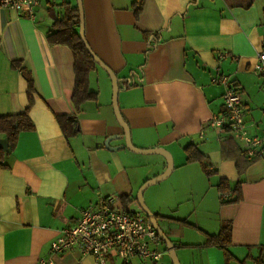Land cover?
Listing matches in <instances>:
<instances>
[{
    "label": "crops",
    "instance_id": "obj_1",
    "mask_svg": "<svg viewBox=\"0 0 264 264\" xmlns=\"http://www.w3.org/2000/svg\"><path fill=\"white\" fill-rule=\"evenodd\" d=\"M81 1L85 40L118 79L117 105L133 145L161 147L172 156L167 178L175 174L181 189L179 183L170 192L148 186L144 201L158 215L180 263L264 264V150L247 158L241 140L211 125L224 112L223 87L211 82L220 73L241 92L249 132L264 131V89L252 71L264 43V0H144L138 17L135 0ZM74 7L76 0H39L29 18L0 6V115L28 106L27 82L12 63L33 81L28 110L33 127L19 133L0 167V264H38L49 256L59 230L101 197L141 210L139 187L166 168L162 155L127 149L112 106V81L94 60L88 90L96 98L75 110L73 50L47 39L54 18ZM223 52L227 55L218 59ZM72 114L77 132L67 136L57 116ZM188 144L204 155L200 162H186ZM221 178L231 186L240 181L239 201L229 202L228 193L221 197L216 187ZM226 221L232 223L230 243L206 245L207 235L217 234ZM192 227L205 239L192 241ZM162 251L164 256L166 248ZM53 260L96 264L77 250ZM160 260L132 262L164 264Z\"/></svg>",
    "mask_w": 264,
    "mask_h": 264
},
{
    "label": "built area",
    "instance_id": "obj_2",
    "mask_svg": "<svg viewBox=\"0 0 264 264\" xmlns=\"http://www.w3.org/2000/svg\"><path fill=\"white\" fill-rule=\"evenodd\" d=\"M39 0H0V6L24 12L34 17ZM219 53L218 59L225 57ZM252 71L261 77L264 89V43L256 53ZM213 84L223 87L224 112L211 123L228 135L241 140L247 158L260 157L264 150V131L250 133L244 118L241 92L225 74L211 77ZM264 106V103H263ZM227 193H221V197ZM160 237L142 210L117 206L111 196L101 197L96 203L82 208L76 221L63 226L50 241L49 256L39 259L38 264H54L53 257L77 250L81 255L92 256L96 264L102 259H118V264H133V259L158 262L163 251L158 250Z\"/></svg>",
    "mask_w": 264,
    "mask_h": 264
},
{
    "label": "trees",
    "instance_id": "obj_3",
    "mask_svg": "<svg viewBox=\"0 0 264 264\" xmlns=\"http://www.w3.org/2000/svg\"><path fill=\"white\" fill-rule=\"evenodd\" d=\"M143 4L144 0H135L133 2V11L136 17H138L141 12ZM65 12L66 13L62 18H54L52 24L54 31L47 35V39L51 43L66 44L73 50L75 85L72 93V104L75 110H78L81 102L87 99L96 98V93L88 90V74L94 61L81 41L78 32L75 31V27L79 23L77 8H68ZM158 34L159 33H157V35ZM12 65L21 70L27 82L28 106L23 111L18 113L0 115V137H6L8 139L11 150L15 146L19 133L24 130H30L33 127V123L31 122L28 114L29 107L33 102V81L29 72L23 69L19 63L13 62ZM57 121L65 135L68 136L77 132L78 122L74 114L59 115L57 116ZM224 141H226V138ZM184 150L186 152L187 163L195 161L200 162L204 157L194 144H188L185 146ZM7 154L8 151H4L0 148V167L6 166L4 160ZM203 170L206 175L211 173V171H208L204 166ZM216 187L218 192L228 193L233 196L229 202H237L241 199L240 181H237L233 186H231L226 178H221L219 179ZM123 206L126 207L127 204L124 203ZM155 217L158 218V215L155 214ZM161 218L167 220L170 219L163 216H161ZM231 228V221L222 223L217 234L207 235L205 244L225 248L231 240ZM161 241L162 240L160 238V242ZM225 255L229 260L230 255L226 252Z\"/></svg>",
    "mask_w": 264,
    "mask_h": 264
},
{
    "label": "water",
    "instance_id": "obj_4",
    "mask_svg": "<svg viewBox=\"0 0 264 264\" xmlns=\"http://www.w3.org/2000/svg\"><path fill=\"white\" fill-rule=\"evenodd\" d=\"M77 2V8H78V13H79V31L78 34L80 36L81 41L86 47V50L88 53L91 55L92 59L95 61L96 64H98L100 67H102L107 74L109 75L111 81H112V106L114 110V114L116 117V120L118 124L121 126L123 129L124 133V139H125V146L127 149L130 151H133L135 153H140V154H159L162 155L165 160H166V168L165 170L151 178L146 180L138 189L137 194H136V200L138 203L139 208L147 215L149 221L151 222L154 230L158 234V236L161 238L162 242L165 244L166 251L169 255V258L171 260L172 264H181L175 250V246L172 244L171 240L167 237V235L164 233V231L160 228L158 221L155 217V214L148 208V206L145 204L143 200V193L145 189L153 184H156L165 178L169 176L173 169V160L171 154L166 150L161 147H153V148H138L135 147L131 141V136H130V130L121 117L118 105H117V93H118V79L115 75V73L107 67L100 59L97 57V55L91 50L89 45L87 44L85 37H84V23H83V10H82V1L81 0H76ZM0 148L3 149L4 151H11V146L9 144V141L6 137H0Z\"/></svg>",
    "mask_w": 264,
    "mask_h": 264
},
{
    "label": "rangeland",
    "instance_id": "obj_5",
    "mask_svg": "<svg viewBox=\"0 0 264 264\" xmlns=\"http://www.w3.org/2000/svg\"><path fill=\"white\" fill-rule=\"evenodd\" d=\"M173 176H175V174H173ZM173 176H171V177H169V178H167V179H169V180H167V179H165V180H163L162 182H158V184H153L154 186H151L150 185V187L148 188V189H152V187H157L156 185H161L160 187H162V188H165V191H167V192H170V191H172L174 188L176 189V185H175V187H174V184L175 183H179V186H180V179L178 180V179H175V178H173ZM179 182H178V181ZM164 181H168V182H164ZM173 186V187H172ZM180 189H181V186H180ZM160 190H162V189H160ZM150 190H145V193H143V200H145V198L147 197V193L149 192ZM158 192V191H157ZM162 194V193H161ZM180 197H182V194H181V192H180V195H179ZM145 202V201H144ZM170 202H172V201H170ZM174 213V212H173ZM173 213L172 212H168V214H170V215H173ZM175 215H176V213H174ZM198 226V225H197ZM190 232V235H191V239H192V241H198V239L199 240H202L203 238L205 239V233L203 232V231H201V230H199L198 228H196V227H192L191 228V230H189ZM218 233V232H217ZM165 249V246H164V244H163V242L161 241H159V244H158V250H160V251H162V250H164ZM165 254H164V256H163V259H162V261L161 262H164V264H166L167 263V261H171V260H169L170 258H169V255H168V253H166V252H164ZM178 257V256H177ZM179 259V258H178ZM158 263V262H157ZM172 264V263H171Z\"/></svg>",
    "mask_w": 264,
    "mask_h": 264
}]
</instances>
